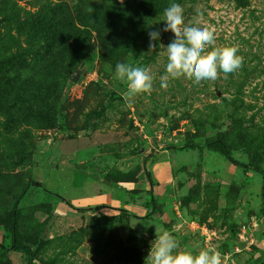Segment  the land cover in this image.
Wrapping results in <instances>:
<instances>
[{"label":"rangeland","instance_id":"374dc122","mask_svg":"<svg viewBox=\"0 0 264 264\" xmlns=\"http://www.w3.org/2000/svg\"><path fill=\"white\" fill-rule=\"evenodd\" d=\"M173 3L185 25L214 29L206 50L235 46L242 67L162 88ZM118 63L149 69L152 91L128 98ZM219 132L234 159L263 171L218 148H172ZM263 173L264 0H0V264H146L155 228L177 251L264 264ZM31 181L41 184L17 219L29 262L3 245Z\"/></svg>","mask_w":264,"mask_h":264},{"label":"clouds","instance_id":"9594fccd","mask_svg":"<svg viewBox=\"0 0 264 264\" xmlns=\"http://www.w3.org/2000/svg\"><path fill=\"white\" fill-rule=\"evenodd\" d=\"M163 32H172L174 39L167 45L166 74L161 77V87L167 88L169 79L186 78L195 83L202 80H216L220 73L227 75L236 72L243 65V57L238 55L235 46L211 47L215 42L214 29L207 25L188 26L184 24L183 8L173 3L164 10ZM161 30H153L149 35V50L155 48L154 41L160 38ZM116 77L127 83L128 98L150 93L153 89V76L149 69L133 67L129 63L116 65ZM155 241L152 243L146 264H222L221 254L206 249L196 254L190 251H177L179 242L168 231L162 233L155 228Z\"/></svg>","mask_w":264,"mask_h":264},{"label":"trees","instance_id":"16d2710c","mask_svg":"<svg viewBox=\"0 0 264 264\" xmlns=\"http://www.w3.org/2000/svg\"><path fill=\"white\" fill-rule=\"evenodd\" d=\"M137 12L139 13V9L137 10ZM199 147L200 149H202L204 146L209 147V148H218L223 155L230 160L233 164L238 165V166H242L246 169H250V170H254V171H263L262 168L259 167V165L253 164V163H242L239 162L238 160L234 159L231 155V151L227 146V143L225 142V139L222 135L221 132L218 133L217 137L213 140H209L207 142H205L204 144L201 145H197L196 143H192V142H188L182 145H178V146H173V149H186L189 147ZM31 183L34 184H41L37 181H31L29 183H27L22 191L20 192L17 200L14 203L13 209H12V213H11V227H10V231H11V241L9 244L7 245H3V248L7 251L10 250H14V251H20V250H24L28 252L29 255V262H32L33 260V251L31 249V247L25 243H23L19 237H18V233H17V219H18V214H19V202L22 199V197L24 196V194L26 193V191L28 190L29 186L31 185ZM262 193L264 195V173H263V186H262ZM55 194V193H54ZM57 196L61 197L64 201H66L68 204L71 205L70 201H67L63 196L56 194ZM103 207H108L107 205H98L95 208L96 209H100Z\"/></svg>","mask_w":264,"mask_h":264},{"label":"water","instance_id":"95a60500","mask_svg":"<svg viewBox=\"0 0 264 264\" xmlns=\"http://www.w3.org/2000/svg\"><path fill=\"white\" fill-rule=\"evenodd\" d=\"M85 71V68L80 69L76 74L71 76V79L73 81H77L80 77V75Z\"/></svg>","mask_w":264,"mask_h":264}]
</instances>
